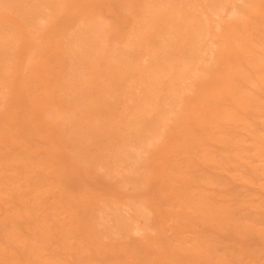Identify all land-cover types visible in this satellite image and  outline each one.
<instances>
[{
	"label": "rangeland",
	"instance_id": "rangeland-1",
	"mask_svg": "<svg viewBox=\"0 0 264 264\" xmlns=\"http://www.w3.org/2000/svg\"><path fill=\"white\" fill-rule=\"evenodd\" d=\"M0 264H264V0H0Z\"/></svg>",
	"mask_w": 264,
	"mask_h": 264
}]
</instances>
